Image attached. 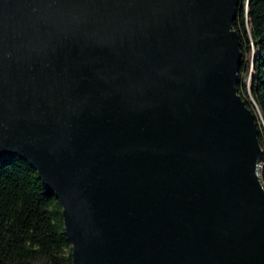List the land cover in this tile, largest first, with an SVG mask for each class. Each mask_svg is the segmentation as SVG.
I'll return each instance as SVG.
<instances>
[{
    "label": "water",
    "instance_id": "water-1",
    "mask_svg": "<svg viewBox=\"0 0 264 264\" xmlns=\"http://www.w3.org/2000/svg\"><path fill=\"white\" fill-rule=\"evenodd\" d=\"M242 3L0 0V160L60 203L73 264H264Z\"/></svg>",
    "mask_w": 264,
    "mask_h": 264
},
{
    "label": "trees",
    "instance_id": "trees-1",
    "mask_svg": "<svg viewBox=\"0 0 264 264\" xmlns=\"http://www.w3.org/2000/svg\"><path fill=\"white\" fill-rule=\"evenodd\" d=\"M234 30L242 52L238 93L256 114L264 168V0H243ZM0 264H73L60 203L17 157L0 160Z\"/></svg>",
    "mask_w": 264,
    "mask_h": 264
},
{
    "label": "rangeland",
    "instance_id": "rangeland-1",
    "mask_svg": "<svg viewBox=\"0 0 264 264\" xmlns=\"http://www.w3.org/2000/svg\"><path fill=\"white\" fill-rule=\"evenodd\" d=\"M246 83H247V85L249 84V78H247ZM258 173L260 174V178H261L260 180L264 181V169H263V171H262V169H260L258 171Z\"/></svg>",
    "mask_w": 264,
    "mask_h": 264
},
{
    "label": "built area",
    "instance_id": "built-area-1",
    "mask_svg": "<svg viewBox=\"0 0 264 264\" xmlns=\"http://www.w3.org/2000/svg\"><path fill=\"white\" fill-rule=\"evenodd\" d=\"M260 169H262V171H263V166H262V164L259 162L258 163V165H257V173H258V171L260 170ZM258 175H259V178H260V174L258 173ZM261 179V178H260ZM260 181H262V180H260Z\"/></svg>",
    "mask_w": 264,
    "mask_h": 264
}]
</instances>
